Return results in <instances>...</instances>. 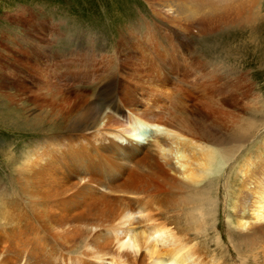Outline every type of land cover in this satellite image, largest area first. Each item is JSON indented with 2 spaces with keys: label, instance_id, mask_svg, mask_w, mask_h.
Wrapping results in <instances>:
<instances>
[{
  "label": "rangeland",
  "instance_id": "obj_1",
  "mask_svg": "<svg viewBox=\"0 0 264 264\" xmlns=\"http://www.w3.org/2000/svg\"><path fill=\"white\" fill-rule=\"evenodd\" d=\"M253 1L228 11L197 7L191 0L187 6L182 0H0V264L151 262L144 248L118 249L127 237L123 233L98 242L94 233L88 237L52 222L60 197L52 195L50 177L38 181L34 174L56 154L83 143L78 135L62 136L69 135L74 114L65 118L42 101L54 83L63 85L59 78L65 76L54 71H120L124 84L133 71H188L180 91L156 95L155 113L209 146L229 149L239 163L260 150L255 147L264 140V0ZM172 2L178 4L173 16L164 11ZM130 84L127 89L138 86ZM91 91L85 99L99 103ZM74 93L71 100L80 94ZM223 97L233 106H221ZM218 175L215 203L194 209L197 222L180 214L175 190L142 195L144 218L175 220V236L185 244L184 264H264L262 242L249 244L234 228L224 170ZM77 195L73 200L79 204L83 197ZM144 218L133 221L136 231L152 222Z\"/></svg>",
  "mask_w": 264,
  "mask_h": 264
},
{
  "label": "bare ground",
  "instance_id": "obj_2",
  "mask_svg": "<svg viewBox=\"0 0 264 264\" xmlns=\"http://www.w3.org/2000/svg\"><path fill=\"white\" fill-rule=\"evenodd\" d=\"M187 1L190 2L182 0L183 6ZM191 1H195L197 7L205 5L230 11L242 5V8L249 7L253 0ZM159 6L166 5L159 3ZM177 6L172 2L164 11L173 16ZM147 46L150 49L151 43ZM54 72L65 76V79L59 78L63 85L54 83L56 87L49 90L46 97L43 95L42 101L65 118L74 114L69 118V135L62 136L67 140L78 135L83 141L78 149L55 153L57 156L46 167H41L36 176L34 174L38 181L43 176L50 177V187L54 186L52 195L60 197L52 206V212L49 211L56 226L88 237L89 233H94L97 241L109 233L110 237L123 233L127 237L120 239L118 249L135 247L133 251L137 252L144 248L151 259L149 264H184L185 244L175 236V220L167 217L154 223L148 218L152 217L150 215L145 219L146 206L143 207L138 200L150 192L175 190L180 214L182 212L186 220L192 215L197 222L193 211L214 202L218 174L224 170V190L226 201L228 199L234 208V228L244 239H249V244L262 242L264 259V140L255 147L260 150L255 152L254 149L239 163L229 149L207 145L191 133L171 125L154 111L156 95L180 91L181 83L186 80L183 75L188 71L186 74L185 71H133L125 84L118 79L120 71ZM67 78L73 81L68 82ZM130 81L138 86L127 89ZM78 84L89 87H75ZM50 85L51 82L47 83L48 87ZM91 89L96 91V101L101 98L97 104L95 100L94 104L91 103L93 99L91 102L85 99ZM77 91L80 92L76 94L78 99L71 100L70 94ZM220 103L226 108L233 106L226 97L221 98ZM88 149L92 155L86 152ZM82 157L88 159V163L84 164ZM120 162L127 165V169L133 164L135 167L122 171ZM92 164L94 169H89ZM98 170L101 175H97ZM77 194L83 197L79 204L73 200ZM137 214L140 216L137 219L152 221L140 231L133 226ZM93 244L90 242L88 246L92 248ZM117 257L123 262L120 255Z\"/></svg>",
  "mask_w": 264,
  "mask_h": 264
}]
</instances>
